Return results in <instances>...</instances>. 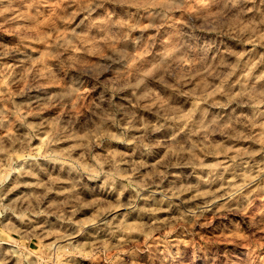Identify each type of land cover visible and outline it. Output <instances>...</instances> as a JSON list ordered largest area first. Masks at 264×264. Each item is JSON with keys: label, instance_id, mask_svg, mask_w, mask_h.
<instances>
[{"label": "clouds", "instance_id": "obj_1", "mask_svg": "<svg viewBox=\"0 0 264 264\" xmlns=\"http://www.w3.org/2000/svg\"><path fill=\"white\" fill-rule=\"evenodd\" d=\"M13 0H0V5H7L3 11L12 7ZM66 8L76 6L77 12H84L92 26V14L106 3L119 6V12L105 9V20L95 25L97 31L91 45L84 44L75 29L61 32L53 48L44 53L40 59L34 60L28 51L17 47L10 48L0 44L6 50L5 54L16 53L23 57L22 63L31 62L32 67L41 63L43 58L55 57L61 65L59 72L50 66H45L44 80L41 74L36 73L34 83L27 86L28 101L17 105L6 93L0 91V103L11 100L8 111L15 113L20 123L29 129L28 139L42 140L40 151L28 148L27 142H21L19 137L8 134L0 137V156L8 157L7 165L0 160V191L15 174L17 177L34 176L30 165L43 167L40 161L50 165H59L62 172L71 177L72 187L61 192V195L71 196L79 187L85 191H109L115 194L116 203L102 208L90 219L78 221L74 219L76 212L91 205L81 199H76L69 216L61 219L73 224L77 228L76 235L84 229L96 227L101 216L106 212H115L120 208L137 211L135 201L129 204L121 203L124 192L132 189L137 199H147L142 192L147 191L157 180L166 178V172L151 171L148 175L140 174V168L147 166L144 162L154 156L157 140L163 136H171L172 142H177L176 126L188 136L183 147L169 150L170 161L168 167L183 168L197 167L207 171V176H201L203 184L209 189L201 191L199 185H190L172 192V196L179 197L185 192L195 191L192 199L211 197L197 210L189 209L182 213L180 220L185 224H197L204 212L211 211V206L221 199H235L243 190L264 175V166H257L258 171L252 170L239 173L234 170L233 187L227 198L217 196L211 191V185L223 181V175H218L219 169L224 168L225 162L204 163L197 155V151L205 156L223 152L228 155L223 144L210 139L212 135L221 131L220 119L217 114L210 112V108L226 107L230 103H238L242 108H250L247 116L229 118V123L223 125L224 131L230 134L231 139H254L261 147L259 150L235 149L230 151L235 156L228 159L235 162L245 156H256L264 152V89H258L256 84L247 82L240 84L238 91L232 86L224 85L221 80L219 87L215 84L216 70L222 67L240 68L252 63L248 51H242L236 56L235 64L229 63L228 53L221 54V47L232 43L251 44L252 51L257 47H264V0H58ZM42 13H37L31 19H38ZM75 13L66 9L62 18L71 20ZM79 27V26H78ZM59 32V29H54ZM227 38V39H225ZM83 47V52L75 59L72 49ZM88 47L103 51L95 61L87 57ZM64 53L63 56L60 54ZM264 58V57H262ZM87 61V62H85ZM258 63V61H257ZM57 75L63 76L64 82L56 87ZM246 76L250 73L246 72ZM212 84L206 86V81ZM259 80H264L261 76ZM257 80L256 83H259ZM200 84L195 89L185 91L186 86ZM171 90L173 95L165 92L161 96L157 91ZM93 93L92 103L84 104L87 97L85 90ZM14 95V94H13ZM220 97V98H218ZM226 99H222L225 98ZM191 107H189V102ZM58 105L71 107L79 112H69L70 119L63 116L56 117L50 124V130L44 125H34L27 122L29 115H38L32 104ZM207 105L208 107H201ZM141 109L150 112L152 119L141 115ZM43 110V109H41ZM81 116L83 119H81ZM6 118L5 109L0 108V126ZM48 124L47 121L44 122ZM261 132L258 136L252 135L256 129ZM12 141L7 147L5 141ZM63 140L71 141L69 148L56 151L51 145ZM113 142L128 147V151L114 148ZM20 143V149L16 144ZM167 143V141H162ZM22 151L23 155L18 162L15 153ZM83 153L81 156L79 153ZM137 155L139 162L129 163L128 153ZM249 166L245 163V168ZM242 180V183H237ZM96 185V189L92 186ZM19 186V185H17ZM25 187H46L43 184L24 185ZM51 192L52 188L48 187ZM167 195V193L165 194ZM28 203L27 208L17 209L15 203L4 204V196H0V217L5 212H12L24 224L32 223V216L51 215V213L34 208L30 202L32 198H22ZM161 211L166 209H160ZM240 211V209H235ZM110 229V235L125 231L123 224L113 225L112 221H103ZM134 231L135 228H128ZM19 239L12 235L0 234V245L11 244L13 250L6 253L5 260L0 264H8V258L15 257V264H70L69 257L82 256L84 259H97L98 253L108 249L97 248L94 252L85 253L82 246L71 244V237L57 235L54 243L45 244L36 250L25 245L35 233L14 230ZM236 232H242L239 222L236 223ZM155 232L150 238H154ZM250 244V241H245ZM166 245V257L162 264H177L183 252L178 245H173L167 239L161 241ZM173 247L176 248L173 251ZM250 246L246 252L252 255ZM221 255L219 249L212 258H206L204 264H217ZM260 253L256 256V264H264ZM199 259L193 256V264ZM241 264H245L242 260Z\"/></svg>", "mask_w": 264, "mask_h": 264}, {"label": "rangeland", "instance_id": "obj_2", "mask_svg": "<svg viewBox=\"0 0 264 264\" xmlns=\"http://www.w3.org/2000/svg\"><path fill=\"white\" fill-rule=\"evenodd\" d=\"M5 7L7 5H0V44L28 51L34 60L40 59L44 53L53 48L60 33L66 30L65 27H62L63 24H66L68 29H75L84 44L91 45L90 37H93L97 31L95 25L105 20L104 10L109 9L117 12L120 10L119 6L114 3H106L92 14V26L86 27L89 25L86 13L77 12L76 6L66 8V5L59 4L58 0H13L12 7L8 11H3ZM65 9L69 13H75L73 19L62 18ZM37 13H42V15L38 19H31ZM54 29H59V32ZM242 51L250 53V57H245V60L251 59L252 63L246 68L243 66L240 68L222 67L216 70V86L219 87L223 79L227 81L224 87L227 88L230 85L233 91H238L240 84L245 82L256 84L258 89H264V80H259L261 76H264V58H262L264 57V47H257L255 51H252L250 43H232L221 47V54L228 53L229 63L233 65L236 62V56ZM72 52L73 55L68 57L69 59L77 58L83 52V47H76L72 49ZM5 53L6 50L0 48V91L14 99L17 105L29 102L28 97L35 96V92L28 93L26 89L28 85L34 83L33 77L36 73L41 74V82L47 83L44 80L45 66H50L57 73L61 68L55 57H45L41 63L32 67L31 62L22 63L21 55L14 52ZM103 54L101 49L88 47L86 55L90 60L95 61ZM60 55L63 56L64 53ZM246 72L250 75L246 76ZM257 80L259 83H256ZM63 82V76L57 75L56 87H60ZM199 84L200 81H196L195 84L186 86L185 91L195 89ZM210 84H212L211 79L206 81V86ZM85 91L87 97L84 104H91L93 93L87 89ZM157 91L161 96H164L165 92L173 95L171 90L160 91V88H157ZM222 99H226V97ZM191 103L190 101L189 107H191ZM201 107L208 106L201 105ZM0 108L5 109L6 112V118L3 125L0 126V137L13 134L19 137L21 142L26 141L28 148L40 151L42 140L36 138L29 140V129L20 123L15 113L8 111L11 108V100L0 103ZM32 108L39 114L29 115L27 122L44 125L45 130H50V124L56 117L63 116L70 119L67 115L69 112H79L71 107L38 103L32 104ZM140 111L142 116L153 118L152 113L146 112L144 109ZM210 112L217 114V118L222 117L219 121L221 131L212 135L210 139L223 144L224 149L229 150L228 155L218 152L216 155L205 156L199 151H197V155L204 163L227 162L225 167L217 172L218 175H223V181H217L211 185L212 192L217 196L227 198L233 187L234 170L242 174L249 170L257 172V166H264V152L256 156L236 159L235 162L229 160V156H235V153L230 151L232 148L256 151L261 147L254 139H231L230 134L223 128V125L229 123L230 117L250 115L251 109L242 108L238 103H230L226 107L210 108ZM81 119H83L82 116ZM45 121L48 124H45ZM176 132L179 133L177 142L173 143L172 137L167 135L158 139L157 146L154 148V156L144 162L147 166L140 168L142 175H148L151 171L158 170L162 173L166 172V178L157 180L147 191L142 192L141 195L147 199H137L136 193L132 189L124 192L121 203L129 204L134 200L135 207L139 210L131 211L128 208H120L115 212H106L101 216L96 227L86 228L82 234L76 235V226L61 219V214L64 217L69 216L72 208L78 207L76 199H81L91 206L79 209L74 219L78 221L90 219L100 209L115 204V194L96 189V185H93L95 191H85L78 187L71 196L61 195V192L72 187L71 177L66 174V169L62 172L59 165H50L46 161H40L43 167L30 165V170L35 173L34 176L17 177L13 174L4 185L3 190L0 191V196H4L5 205L15 203L17 209L28 207V203L22 198H32L30 202L34 208L51 213V215L32 216V223L29 224L26 221L21 224L12 212H5L3 217H0V234L12 235L14 239H19L15 235V229L35 233L25 245L33 250L42 245L54 243L57 235L71 237V244L82 246L85 253L94 252L97 248L108 249L106 253L99 252L97 259H84L82 256L69 257L70 264H162L166 257V245L161 243L164 239L173 245H178L179 250L183 252V257L178 258L177 264H193L194 255L199 257L196 264H204L206 258L210 260L217 249L222 254H228L221 255L217 264H241L242 260L245 264H256V256L264 253V175L246 187L235 199H221L212 205V210L204 212L197 224H185L183 220H180L182 213L189 209L197 210L211 197L192 199L195 191L185 192L178 198L172 196V192L176 189L190 185H199L201 191L209 189V186L200 180L201 176H207L206 170L197 167H168L169 150L183 147L188 141V136L179 126H176ZM260 132L261 130L257 128L252 135L258 136ZM162 141H167V143H162ZM5 144L7 147H11L12 141L6 139ZM71 144V141L63 140L51 145V148L62 151L69 148ZM112 146L121 151H128V147L122 144L113 142ZM16 148L20 149V143L16 144ZM79 154L83 155L82 152ZM22 155V151L15 153L18 162ZM127 159L129 163L139 162L138 156L132 152L128 153ZM0 160H3L7 165L8 157L0 156ZM245 163L249 166L247 169ZM236 182L242 183L243 181L237 180ZM38 183L46 185V187L24 186ZM48 187L52 188L51 192L48 191ZM166 193L167 195H165ZM238 208L240 211H235ZM160 209L166 210L161 211ZM108 220L112 221L113 225L123 224L126 230L110 235L111 229L103 223ZM237 222L240 223L242 232H236ZM128 228H135V230L128 231ZM153 232H155V236L150 238ZM245 241H250V244ZM250 246H254L252 255L247 256L246 252ZM13 247L11 244L0 245V260H5L6 253L13 250ZM175 250L176 248L173 247V251ZM261 258L264 259V255H261ZM15 259V257L8 258V264H15Z\"/></svg>", "mask_w": 264, "mask_h": 264}]
</instances>
